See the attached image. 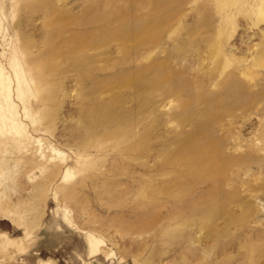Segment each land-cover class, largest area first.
<instances>
[{
	"label": "rangeland",
	"instance_id": "374dc122",
	"mask_svg": "<svg viewBox=\"0 0 264 264\" xmlns=\"http://www.w3.org/2000/svg\"><path fill=\"white\" fill-rule=\"evenodd\" d=\"M4 92L0 264H264V0H0Z\"/></svg>",
	"mask_w": 264,
	"mask_h": 264
},
{
	"label": "bare ground",
	"instance_id": "6f19581e",
	"mask_svg": "<svg viewBox=\"0 0 264 264\" xmlns=\"http://www.w3.org/2000/svg\"><path fill=\"white\" fill-rule=\"evenodd\" d=\"M1 82H3L2 79H1ZM7 96H8L7 92H4L0 96V98H2V100H7V98H6ZM3 111H5L4 108L3 107L2 108L0 107V120L1 121L2 120L5 121L6 118H7L6 115L3 113ZM10 123H12V122H10ZM190 174L193 175L194 178H196V177H198V176L201 175L195 169ZM85 240L87 241V253L88 254L95 253L97 251V249H96V246L97 245L96 244L98 243V240L93 235H91L90 233H85Z\"/></svg>",
	"mask_w": 264,
	"mask_h": 264
}]
</instances>
